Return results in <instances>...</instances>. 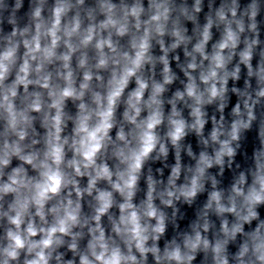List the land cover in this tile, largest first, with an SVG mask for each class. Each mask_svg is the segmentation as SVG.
Listing matches in <instances>:
<instances>
[{
    "label": "clouds",
    "instance_id": "9594fccd",
    "mask_svg": "<svg viewBox=\"0 0 264 264\" xmlns=\"http://www.w3.org/2000/svg\"><path fill=\"white\" fill-rule=\"evenodd\" d=\"M0 264H264V0H0Z\"/></svg>",
    "mask_w": 264,
    "mask_h": 264
}]
</instances>
